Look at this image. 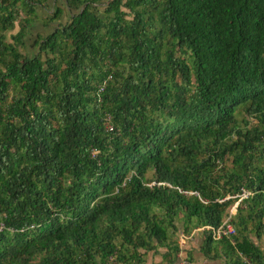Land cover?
<instances>
[{
  "label": "trees",
  "instance_id": "trees-1",
  "mask_svg": "<svg viewBox=\"0 0 264 264\" xmlns=\"http://www.w3.org/2000/svg\"><path fill=\"white\" fill-rule=\"evenodd\" d=\"M45 2L0 0V264H174L177 221L264 264V0H64L25 54Z\"/></svg>",
  "mask_w": 264,
  "mask_h": 264
},
{
  "label": "crops",
  "instance_id": "crops-1",
  "mask_svg": "<svg viewBox=\"0 0 264 264\" xmlns=\"http://www.w3.org/2000/svg\"><path fill=\"white\" fill-rule=\"evenodd\" d=\"M174 225L175 232L171 234L170 239L178 245L180 255L184 256L187 264H234L231 263V259L233 258L230 257L229 259L227 253H223L222 249L215 244L213 249L204 252L201 228L189 227L187 232H183L181 231L180 222L177 221ZM248 235L249 239L263 250L262 240H256L251 234ZM163 252L164 249H158L157 255L148 253L146 261L151 260L153 263H158L161 259L160 255H162ZM174 264H176V261Z\"/></svg>",
  "mask_w": 264,
  "mask_h": 264
},
{
  "label": "rangeland",
  "instance_id": "rangeland-1",
  "mask_svg": "<svg viewBox=\"0 0 264 264\" xmlns=\"http://www.w3.org/2000/svg\"><path fill=\"white\" fill-rule=\"evenodd\" d=\"M64 0H47L43 6L37 5L35 7V19H33L31 25L26 30V35L24 37L25 46L20 47V51L25 54L31 55L38 51V47L35 45V40L37 36H44L52 32L55 28L60 25H64L69 17V9L65 6ZM57 7L61 10V15L57 20L47 22L51 17L54 8ZM15 28L11 31L14 32ZM8 37V34L6 35ZM249 123L252 125L254 122L252 119L247 118ZM228 164V163H227ZM223 215H221L222 217ZM179 218V216L177 217ZM157 257V256H156ZM151 260L147 261L150 263Z\"/></svg>",
  "mask_w": 264,
  "mask_h": 264
},
{
  "label": "built area",
  "instance_id": "built-area-1",
  "mask_svg": "<svg viewBox=\"0 0 264 264\" xmlns=\"http://www.w3.org/2000/svg\"><path fill=\"white\" fill-rule=\"evenodd\" d=\"M234 207H235V204H233L230 207L229 211L227 212V216L231 214V212H234ZM227 216L223 217L220 224L214 229V233L217 238H219L222 235L227 236L233 232V227L231 226V224H229ZM204 230H206V228L202 227L201 231H204ZM176 264H187V261L184 258V256L180 255V251L176 255Z\"/></svg>",
  "mask_w": 264,
  "mask_h": 264
}]
</instances>
